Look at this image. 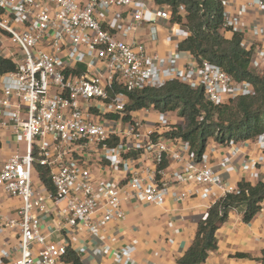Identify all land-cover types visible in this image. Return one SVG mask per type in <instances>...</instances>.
<instances>
[{"label":"built area","instance_id":"1","mask_svg":"<svg viewBox=\"0 0 264 264\" xmlns=\"http://www.w3.org/2000/svg\"><path fill=\"white\" fill-rule=\"evenodd\" d=\"M149 1L0 0V32L17 48L5 53L15 69L1 75L0 124L25 145L0 169V193L20 202L11 213H0V237L9 233L15 241L0 245V264H63L68 250L137 264L132 244L114 248L116 236L106 235L107 225L125 219L123 200L162 206L199 196L214 205L239 193L223 174L258 179L264 170V133L255 138L259 153L241 162L235 161V142L220 144L226 153L214 166L182 139L162 136L173 124L168 112L150 107L141 118L132 112L124 120L128 99L115 87L135 92L176 80L200 89L214 106L252 92L250 83L180 51L188 31L171 23L166 6ZM219 1L222 33L263 36L243 21L250 7L264 10L263 0L234 12L227 11L233 0ZM144 26L148 42L126 40ZM158 28L169 48L163 56L151 50ZM252 67L262 68L254 56ZM94 154L115 179H94ZM34 163L48 170L53 192L40 182ZM50 218L63 240H48L43 225ZM83 235L91 246L75 248Z\"/></svg>","mask_w":264,"mask_h":264},{"label":"trees","instance_id":"2","mask_svg":"<svg viewBox=\"0 0 264 264\" xmlns=\"http://www.w3.org/2000/svg\"><path fill=\"white\" fill-rule=\"evenodd\" d=\"M156 6H166L171 23L186 29L188 37L179 44V50L198 61L218 66L235 81L250 83L252 92L237 96L218 106L210 104L200 89L193 90L179 81H171L159 88L126 92L128 99L124 120L132 112L152 107L156 112H176L182 123L172 124L163 134L164 138L182 139L198 156L204 152L209 139L220 144L254 140L264 133V68L257 73L252 68L253 50L243 46L244 35L221 32L223 8L219 0H153ZM264 1V0H263ZM15 69L10 58L0 55V76ZM34 171L40 182L53 192L48 170L34 163ZM238 194H229L212 205L205 220H199L191 246L178 260V264H202L208 252L216 249V230L226 221L228 213L243 207V221L250 222L264 204V179L251 183L241 180ZM64 261L81 264L79 257L68 250Z\"/></svg>","mask_w":264,"mask_h":264},{"label":"crops","instance_id":"3","mask_svg":"<svg viewBox=\"0 0 264 264\" xmlns=\"http://www.w3.org/2000/svg\"><path fill=\"white\" fill-rule=\"evenodd\" d=\"M252 1L254 0H233L227 11L234 12L235 9ZM149 2V5L156 7L153 0ZM243 21L248 27L256 26L263 32V36L246 33L243 39V46L247 49L261 48L262 53L258 55L253 51V56L258 63H262V68L252 67L257 73H261L264 68V10L261 11L256 6L250 7L243 14ZM224 35L230 37L231 34L224 32ZM158 37L159 42L152 45L151 50L159 56H163L169 48L163 41V32L160 28H158ZM126 40L128 42L131 40L148 42V26L140 28L136 34L129 36ZM0 48V55L8 58L5 53L12 47L4 36L0 37ZM136 115L141 118L142 112L139 111ZM154 115L152 114L149 120L153 119ZM171 123L175 124L176 122L171 120ZM236 148L238 149L235 156L236 162H241L247 156L253 157L259 153L255 139L236 143ZM16 151L23 153L25 145L17 142L14 136L0 124V169L10 154ZM225 153L226 151L220 143L213 139L208 140L204 154L212 165L215 166ZM96 156L95 154L92 156L89 164L94 179L106 181L113 179L115 176L110 173L105 163H99ZM147 166L151 167L150 164ZM258 172V179H251L242 172L223 174V178L234 186H237L241 180L255 183L264 179V170ZM19 204L18 199L9 198L0 193V213L7 215ZM211 206L212 203L208 198L203 199L199 196L183 202L168 199L162 206L123 200L122 210L125 219L107 225L106 235L108 237L116 236V241L112 243L114 248L132 244L134 247L133 258L137 264H178V260L192 244L199 220L207 214ZM243 212V207H238L228 213L226 221L216 230V249L208 252V256L202 264H264V204L261 211L248 223L243 221ZM43 227L44 231L48 233V240L56 241L63 238V233L57 228L53 218L46 221ZM1 235L0 245L14 246L15 241L9 233ZM78 242L75 248L78 245L90 247L92 243L88 235L81 236ZM77 256L81 264H114L109 255L100 258L86 254ZM63 264L72 263L65 261Z\"/></svg>","mask_w":264,"mask_h":264},{"label":"rangeland","instance_id":"4","mask_svg":"<svg viewBox=\"0 0 264 264\" xmlns=\"http://www.w3.org/2000/svg\"><path fill=\"white\" fill-rule=\"evenodd\" d=\"M4 36L5 38L8 39V37L6 35H4L3 33L0 32V37ZM10 43V42H9ZM12 48H16L14 46L11 45ZM17 49V48H16ZM170 115V121L174 120L176 123L175 124H179L182 123V120L178 117V115L176 114V112H168Z\"/></svg>","mask_w":264,"mask_h":264}]
</instances>
